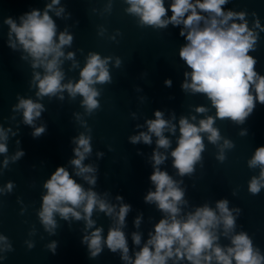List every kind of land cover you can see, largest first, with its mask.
Masks as SVG:
<instances>
[{
	"label": "water",
	"instance_id": "1",
	"mask_svg": "<svg viewBox=\"0 0 264 264\" xmlns=\"http://www.w3.org/2000/svg\"><path fill=\"white\" fill-rule=\"evenodd\" d=\"M48 3L51 0H0V125L11 127L13 131L19 128L16 137L9 134V155L19 147L16 139H20V147L26 153L0 171V187L9 180L15 184L11 193L0 194V235L7 236L13 247L10 252L0 251V256H6L0 264H122L119 255L106 248L98 258L88 259L86 246L81 244L84 221H64L57 215L56 234L50 235L44 231L37 217L41 196L46 192L44 181L60 165L72 174L70 160L74 158L72 149L75 144L70 142V138L84 132L86 127L92 130V153L84 163L98 166L94 190L107 193V199L112 203H117L115 196L120 194L125 202L132 205L124 231L130 248L133 231L142 233L143 244L152 225L162 216L155 205L143 201L148 189L154 190L148 177L152 172L151 155L157 138L152 137V145L142 142L132 145L128 137L147 131L145 121L155 118L153 112L156 109L164 112L165 119L172 120L175 116L172 122L177 125V131L175 135L165 132L172 144L167 150L159 149L168 156L159 167L167 170L174 179L183 181L181 187L185 188V199L188 201L184 211H194L195 207L205 203L215 208L218 199L227 198L230 209H241L239 216L233 212L237 216L235 231H246L254 245L264 253V188L257 195L248 191L249 181L260 173L259 167L249 168L248 161L256 148L264 145V105L257 102L253 113L242 125L217 118L214 127L219 128L224 139L234 144V147L224 149L226 159L223 162L217 160L220 148L209 143L205 133L202 134L205 137L203 160L195 165V172L191 176L176 175L170 152L176 147L180 135V117L195 115L197 119L194 123L198 124L200 119L214 116L215 109L205 94L181 90L183 73L191 69L178 56L180 46L186 43L179 36V28L171 25L166 29L140 27L139 18L126 13L125 9L129 7L126 0H60V5L54 8L65 6L64 13L57 17L54 11L49 12L58 32L67 28L74 36L72 45L65 46L64 51L65 54L75 53L78 67L73 60H64L61 66L65 73L64 82L79 79V70L86 63L90 51L113 57L109 65L112 82L97 85L101 91L100 108L91 116L85 113L81 106L83 97L79 95L72 99L64 92L63 100L58 98L59 94L51 100L44 97L42 103L46 111L35 123L36 126L45 123L47 132L38 139L32 138V129L20 122L22 113L13 112L12 106L18 103L17 94L36 99L38 89L32 77L34 72L43 75V69L31 67V57L19 43L16 49L7 45L9 29L3 20L7 16L15 19L32 8L43 12ZM167 3L170 0H166ZM223 7L225 10L245 11L249 28H254L255 12L261 26H264V0H229ZM254 31L258 33L257 44L249 55L257 59L255 70L264 75V31L259 28H254ZM117 56L121 59L120 67L113 66ZM166 78L173 81L170 88L164 85ZM201 105L209 111L196 113L195 108ZM131 113L136 114L135 118ZM137 124L143 127L136 128ZM244 130H247L246 134L241 135ZM219 144L222 145L223 140ZM138 149L142 155L137 154ZM98 151L104 156L97 157ZM2 161L3 156H0V165ZM76 179L85 188L92 187L82 178ZM141 211L143 220L136 229L133 220ZM93 219L97 221L96 226H103L106 235L111 219L100 212H94ZM53 240L58 242L56 254L46 248ZM29 242H34L32 249L27 247ZM220 243L229 244L230 240L221 236Z\"/></svg>",
	"mask_w": 264,
	"mask_h": 264
},
{
	"label": "clouds",
	"instance_id": "2",
	"mask_svg": "<svg viewBox=\"0 0 264 264\" xmlns=\"http://www.w3.org/2000/svg\"><path fill=\"white\" fill-rule=\"evenodd\" d=\"M126 3L129 5L125 9L126 13L138 17L140 27L166 29L171 25L179 28V36L186 43L180 46L178 56L191 69L190 72L183 73L181 90L205 94L215 109L214 116L208 115L200 119L198 124L194 123L197 119L195 115L190 118L180 117V135L177 137L176 147L170 152L172 167L177 170L176 175L191 176L195 172V165L203 160L205 137L202 134L205 133L208 134V142L220 148V155L216 158L223 162L226 159L224 149L232 148L234 144L224 139L219 128L214 127L216 119H228L236 125H242L253 113L257 102L264 105V75L255 70L257 59L249 55L257 44L258 33L254 28L264 31L259 17L253 13L254 28H249L245 11L224 9L223 6L229 0H170L167 5L166 0H126ZM57 5H60V0H51L43 12L32 8L15 19L7 16L3 20V24L9 29L7 45L16 49L19 43L31 57V67L43 69V75L34 72L32 77L38 89L35 92L36 99L17 94L18 103L12 106L13 112L22 113L20 122L32 129L30 135L33 139H38L47 132L45 123L39 126L35 123L46 111L42 103L44 97L51 100L59 94L58 98L63 100L64 92L72 99L79 95L83 97L81 106L91 116L100 108L101 91L97 85L112 82L109 65L113 57L102 56L95 51L88 53L86 63L79 70V79L64 82L65 73L61 68L64 60H73L77 67L78 64L74 60V52L65 54L64 51L65 46L72 45L73 34L67 28L58 32L54 19L49 15L50 11H54L57 17L64 13L65 6L54 8ZM169 12L171 15H168ZM117 33L120 34L119 30ZM120 65L121 59L117 56L113 66ZM172 83L171 78L164 80L166 87L170 88ZM208 111L202 105L195 108V112L199 114ZM131 115L135 118L136 114ZM153 115L154 119L145 121L147 131L128 137V142L132 145L141 142L152 145V137L157 138L151 155L152 172L148 177L154 190L149 188L143 201L145 204L155 205L162 216L152 225L143 244L142 233L133 231L130 248L124 231L132 205L125 202L120 194L115 196L117 203H112L107 199V193L94 190L98 166L84 163L92 153V130L87 127L78 136L70 138V142L75 144L72 149L74 158L70 160L72 174L65 166L60 165L43 183L46 192L41 196L37 217L44 231L50 235L56 234L57 215L64 221H84L81 244L86 246L88 259L98 258L106 248L111 253L118 254L122 264H264V253L254 245L250 235L244 230L235 231L241 209H230L227 198L218 199L215 208L205 203L195 207L194 211H184L188 201L185 199V188L181 187L183 181L174 179L167 170L159 167L168 159L159 149L167 150L172 144L165 132L175 135L177 131V125L172 122L175 116L172 120L165 119V114L160 109L154 110ZM142 127L143 125H136V128ZM246 131L240 134L245 135ZM18 132L19 128L13 131L11 127L0 125V156H3L0 171L26 154L20 147V139H16L15 143L19 147L14 154L9 155V134L16 137ZM221 140L222 145L219 144ZM137 154L142 155V152L138 149ZM96 155L103 157L104 153L98 151ZM248 167L260 169L259 176H253L248 184V191L257 195L264 188V145L256 148L248 161ZM77 177L92 187L85 188L77 181ZM14 187V182L9 180L0 187V194L11 193ZM94 212L103 213L111 219L112 224L106 235L103 226H96ZM142 220L141 211L135 216L133 227L138 229ZM221 236L229 239L230 243L222 245ZM0 245V251H13L12 244L5 235H0ZM27 247L32 249L34 242H29ZM57 247L58 242L55 240L46 245L52 254H56ZM3 259L6 256H0V260Z\"/></svg>",
	"mask_w": 264,
	"mask_h": 264
}]
</instances>
